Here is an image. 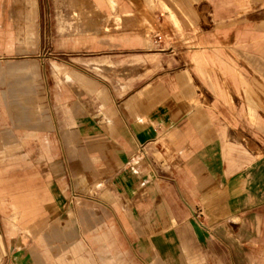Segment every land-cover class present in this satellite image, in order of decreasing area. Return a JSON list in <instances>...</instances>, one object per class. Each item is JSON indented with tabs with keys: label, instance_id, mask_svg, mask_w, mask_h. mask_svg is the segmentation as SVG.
<instances>
[{
	"label": "crops",
	"instance_id": "0c3cea01",
	"mask_svg": "<svg viewBox=\"0 0 264 264\" xmlns=\"http://www.w3.org/2000/svg\"><path fill=\"white\" fill-rule=\"evenodd\" d=\"M139 1L163 22L172 14L178 24L177 30L166 25L172 54H142L139 48L120 45L113 52L144 60L149 72L136 71L133 79L102 88L77 72L66 75L68 84L74 79L82 88L76 91L101 102L93 97L95 116L88 118L84 130L71 131L72 137L92 139L91 144L72 148L69 161H64L61 149L47 140L46 116L38 128L31 124L22 133L6 130L15 141L0 149V210L12 214L0 211V217L17 223L13 234L23 230L36 241L38 251L34 247L30 264H168L178 258L175 228L182 217L172 204L185 202L211 219L237 218L242 202L264 196V161L232 142L239 137L255 145V139L264 140V132L255 134L246 105L248 92L259 90L250 76L264 79V0ZM94 2L100 10L108 5L128 13L117 0ZM3 3L0 49L12 52L15 41L35 47L39 0H14L21 8L9 10V30L3 25ZM18 20L24 21L23 27ZM139 24L154 27L147 20ZM12 25L19 28L16 34ZM100 27L80 23L72 45L143 41L141 33L108 34ZM8 69L10 75H35L27 64ZM29 80L12 77L11 95H30ZM260 85L264 91V81ZM24 103L16 105H29ZM26 111H21L22 119ZM65 112L70 116L68 106ZM71 124H77L75 119ZM54 133V139L60 138ZM30 141L38 145L26 148ZM258 149L264 156V144ZM127 210L141 218V230L134 227V233L141 235L142 246L127 244ZM253 218L264 219V214ZM10 240L14 245L13 236ZM3 253L0 247V259ZM186 257L187 264H202L195 255ZM236 262L264 264L245 258Z\"/></svg>",
	"mask_w": 264,
	"mask_h": 264
},
{
	"label": "rangeland",
	"instance_id": "374dc122",
	"mask_svg": "<svg viewBox=\"0 0 264 264\" xmlns=\"http://www.w3.org/2000/svg\"><path fill=\"white\" fill-rule=\"evenodd\" d=\"M117 2L118 6L126 8L128 13H123L120 8L116 9L117 11H112L108 5L100 10L96 7L94 0H39V9H35L36 16L33 24L37 34V45L25 47L22 43L15 41L12 52L9 53L4 48L0 49V149L5 144L15 141L6 134V130L22 133L29 130L31 124H35L38 128L39 119L46 116L45 129L47 136L51 137L47 140L53 142V148L56 150L61 149L64 153V161H69L72 148L86 147L91 144L89 141L92 140L86 136L76 137L73 135L72 137L71 131L84 130L88 118L93 119L95 116L92 110L93 97L99 103L101 102L96 96H87L84 92L76 91L75 87H79L81 90L82 88L74 79L68 84L66 75L70 72H77L92 80L96 87L100 85L102 88L110 83L117 85L120 82L129 81L135 77L136 71L137 73L143 72L144 75L149 72V67L144 60L141 61L131 56H119L120 52H113V49H118L120 45L139 48L137 52L142 54L156 52L172 54V44L167 37L170 28L166 27L167 23H170L176 27L171 25V30L178 29V24L174 23L172 14H169L170 22L168 20L163 22L162 17H155L151 9L141 5L139 0H117ZM3 5V25L6 30H9L6 27V24L10 23L7 14L10 9L21 8V6L14 4V0H4ZM143 20L152 22L154 27L150 29L141 26L139 23ZM80 23L90 26L93 23L100 24L101 32L106 29L108 34L141 33L143 41L130 40L120 44L118 41L95 40L77 43L73 46L71 41L77 37V27ZM17 24L23 27L24 21L18 20ZM10 29L16 34L19 28L12 25ZM39 63L41 78L38 75ZM95 63L101 66L96 68ZM24 64H27L34 72V77L31 78V73L25 74L16 71L12 75L9 74L10 65ZM135 64L138 65L133 68ZM24 75L30 78L32 93L27 96L11 95L9 89L11 78ZM250 77H252L254 87L259 89L249 91V97L246 98L249 120L257 134V132H264V91L260 89V84L264 79L259 74ZM22 101L25 102L24 105L28 101L29 107L16 105ZM5 104H9V106ZM66 106L71 110L70 116L65 112ZM26 110L28 111L27 116L22 119L21 111ZM251 110H253L252 117L250 116ZM97 114L99 112H96ZM74 119L77 124L73 125L71 120ZM55 131L59 132L60 138L54 139ZM232 142L239 145L240 148L255 151L254 159L256 161H264V156L258 149V147H263V139H255L256 145L242 137L232 140ZM30 145L37 146L38 143L30 141L26 148ZM26 148L18 150L16 153H21ZM158 158L161 159V156ZM258 198L249 197L242 202L237 218L211 219L204 216L199 208L194 212L185 202L172 204L182 217L176 219L177 226L175 228L174 246L178 258L176 261H169L168 264H187L188 257L186 256L188 255L197 256L202 264H237V260L241 261L244 258L245 260L263 262L264 250L261 246H264V219L253 218L256 213L264 214V196ZM131 205L134 208V201ZM189 209L192 214L188 213ZM0 211L4 215L12 214L5 208ZM126 212L128 218L124 222L128 232L125 237L127 244L142 246L141 235L138 237L134 233V227L141 230L138 226L141 218L134 217L135 212L129 210ZM130 213L133 214V217H130ZM164 213L169 214L167 210H164ZM13 222L16 223L10 218L0 217V247L4 252L0 264H30L34 247L38 251L36 241L23 230H16V233L13 234ZM112 222L113 219L110 220V224ZM12 236L14 245L10 240ZM59 243L60 241H57L55 244ZM183 246H187V248L184 250Z\"/></svg>",
	"mask_w": 264,
	"mask_h": 264
},
{
	"label": "built area",
	"instance_id": "2783aa9c",
	"mask_svg": "<svg viewBox=\"0 0 264 264\" xmlns=\"http://www.w3.org/2000/svg\"><path fill=\"white\" fill-rule=\"evenodd\" d=\"M158 40H160V37H158Z\"/></svg>",
	"mask_w": 264,
	"mask_h": 264
}]
</instances>
